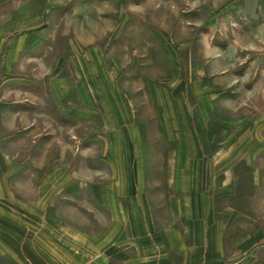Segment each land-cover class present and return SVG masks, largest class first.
Returning <instances> with one entry per match:
<instances>
[{"label":"rangeland","instance_id":"374dc122","mask_svg":"<svg viewBox=\"0 0 264 264\" xmlns=\"http://www.w3.org/2000/svg\"><path fill=\"white\" fill-rule=\"evenodd\" d=\"M25 35L37 37L51 63L71 54L84 60L86 115H72L69 130H58L37 116L32 88L0 96L1 102H18L16 129L15 116L0 127V142L7 143L0 155L22 163L6 164V175L21 166L32 187L41 178L44 183L45 164L30 158L64 152L69 157L60 168L84 171L88 187L109 189L121 182L114 173L131 167L126 156H134V171H168L175 141L199 135H207L215 151L231 141L227 150L234 155L241 150L233 148L238 141L260 139L264 166V0H0L1 61ZM76 105L71 99V109ZM47 141L69 148L46 147ZM81 157L84 163H78ZM13 198L0 197V217L23 221L18 245L26 254L37 249L42 257L36 261L45 264L52 236L44 224V197L27 196L31 204L20 208ZM91 203L80 213L85 229L72 230L106 234L101 261L107 264L115 213ZM31 220L33 228L25 226ZM2 230L9 245L0 264H10L14 229ZM69 247L77 251L72 242Z\"/></svg>","mask_w":264,"mask_h":264},{"label":"crops","instance_id":"0c3cea01","mask_svg":"<svg viewBox=\"0 0 264 264\" xmlns=\"http://www.w3.org/2000/svg\"><path fill=\"white\" fill-rule=\"evenodd\" d=\"M44 51L35 36L25 35L24 42L9 45L4 61L0 60V96L32 88L37 116L58 130H69L72 115H86L85 77L80 71L84 60L71 54L54 56L56 61L51 63L43 56ZM71 99L77 102L72 109ZM17 105V101L0 100V127L5 126L6 117L15 116L16 129ZM199 137L175 141L177 152L169 159L172 167L168 171H134V156H126L131 167L120 174L115 172L113 179L121 182L109 189L101 185L88 187L84 171L71 173L60 168V163L68 161L69 154L64 152L30 158L32 163L47 168L45 182H40L41 178L33 187L28 184L33 179L29 180L21 166L6 175L5 165L20 163L21 157L0 155V197H14L18 208L28 201L31 204L27 196L44 197V224L47 235L52 236L46 244L45 264H75V259L78 264H91L89 259H94L92 264H103L102 236L106 234L72 230L85 229L87 223L80 213L87 212L85 205L91 202L115 213L112 227L116 231L109 235L112 245L107 264H264L262 141H238L233 148L241 150L234 155L233 150H227L231 141L220 142L221 151H215L207 135ZM56 144L69 148L64 142ZM56 144L47 141L46 147ZM6 145L0 142V149ZM84 162V157L78 161ZM12 221L0 217V252L9 245L1 227H13L10 264H39L37 249L29 250L27 255L18 245L17 229L23 221ZM30 222L24 224L33 228L34 221ZM70 242L76 247L75 253ZM87 244L93 246L87 249Z\"/></svg>","mask_w":264,"mask_h":264}]
</instances>
